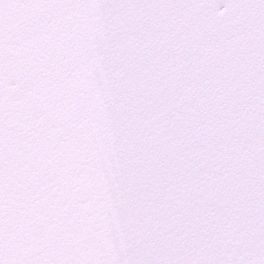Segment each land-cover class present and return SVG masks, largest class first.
Segmentation results:
<instances>
[{"label": "snow or ice", "instance_id": "snow-or-ice-1", "mask_svg": "<svg viewBox=\"0 0 264 264\" xmlns=\"http://www.w3.org/2000/svg\"><path fill=\"white\" fill-rule=\"evenodd\" d=\"M0 264H264V0H0Z\"/></svg>", "mask_w": 264, "mask_h": 264}]
</instances>
